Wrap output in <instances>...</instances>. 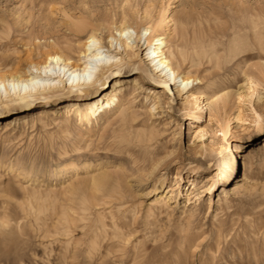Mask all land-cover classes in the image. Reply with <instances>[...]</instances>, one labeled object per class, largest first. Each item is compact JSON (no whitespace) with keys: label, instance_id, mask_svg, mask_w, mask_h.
<instances>
[{"label":"rangeland","instance_id":"rangeland-1","mask_svg":"<svg viewBox=\"0 0 264 264\" xmlns=\"http://www.w3.org/2000/svg\"><path fill=\"white\" fill-rule=\"evenodd\" d=\"M125 15L138 30L163 19L156 33L202 79L196 92L233 101L196 107L150 74L138 99L152 105L153 89L163 105L144 124L124 106L91 123L68 116L59 104L84 102L68 92L0 106V264H264V0H0V74L26 67L32 39L64 42L80 20L107 39ZM195 38L215 42L212 62L182 63L177 46ZM130 64L113 74L138 75ZM251 146L247 170L224 172ZM102 173L111 186L92 190Z\"/></svg>","mask_w":264,"mask_h":264},{"label":"bare ground","instance_id":"bare-ground-1","mask_svg":"<svg viewBox=\"0 0 264 264\" xmlns=\"http://www.w3.org/2000/svg\"><path fill=\"white\" fill-rule=\"evenodd\" d=\"M130 20L125 15L120 26L115 25L113 21L109 22L115 26L116 33H110L107 39L97 29L87 33L88 21L74 22L71 29L75 34H70V37L78 42L77 46L69 36L64 42L59 39L49 44L37 43L32 41L33 39L26 42L23 50L26 67L22 68L23 63L19 61L14 70L0 74V106L68 92L76 93L79 97L77 99L84 100L83 103L70 100L59 104L65 108V114L68 116L73 112L81 120L91 123L93 120L98 121L103 114L124 106L122 117L132 116L135 123L144 124L145 117L154 113L160 104L163 105L161 96L153 89L149 90L150 99H156L152 105L142 103V100L138 99L141 93L148 89L143 82L150 74H153L161 87L174 91L177 86L179 95H186L187 100L196 107H199L201 98L211 111L219 112L230 106L233 101L231 93L224 92L214 98L217 95L213 93L216 92L214 89H211L212 95L203 90L196 92L195 82L202 79L190 73L183 74L174 63L175 55L170 51L169 41L164 35L157 34L162 28L163 19L156 23L154 30L153 25L143 27L139 25L138 30ZM109 23L106 21V28L112 29ZM104 25L105 23H102L101 27ZM142 40L147 42L145 48L144 45H140ZM215 45V42L208 43L205 38H195L186 45H178L177 54L182 63L190 60L191 63L196 62L200 65L204 60L213 61L214 55L218 53ZM41 48L44 49V57L37 59L36 52H40ZM73 48L76 49L77 56L72 54ZM136 49L145 50L149 56L141 57L140 50L138 52ZM136 57L141 65L132 73L138 75L130 78L124 73L113 74L126 63L131 66L130 62ZM109 76L119 77L112 81L111 90L102 92L100 88ZM139 107L145 110H138ZM255 151V147L252 146L237 151L231 160L233 154H230L225 159L224 172H233L242 165L247 170ZM88 182L94 191L106 190L111 186L110 177L106 173L95 175ZM167 197L164 194L160 195L155 204L163 206L167 202Z\"/></svg>","mask_w":264,"mask_h":264}]
</instances>
